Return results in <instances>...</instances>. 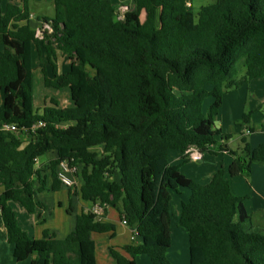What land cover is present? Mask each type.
<instances>
[{"label": "trees", "instance_id": "16d2710c", "mask_svg": "<svg viewBox=\"0 0 264 264\" xmlns=\"http://www.w3.org/2000/svg\"><path fill=\"white\" fill-rule=\"evenodd\" d=\"M193 1L133 0L134 9L120 19L111 0H54V17L38 19L52 28L42 39L31 25L30 0L6 5L0 16V214L18 262L97 264L93 235L116 237V225L105 220L112 208L138 239L124 248L128 256L109 248L115 264H138L141 256L173 264L167 257L172 191L183 189L190 198L181 203L178 223L188 232L190 264H264V231L253 232L245 198L232 194L224 168L206 185L182 173L191 148L203 156L230 155L231 178L264 166V145L253 149L243 140L239 154L228 146L232 136L214 129L224 94L264 79V0H216L197 16ZM35 53L52 67L43 71L46 87L69 89L71 107L52 100L34 108ZM58 54L69 62L65 73ZM240 63L246 75L237 80ZM209 89L218 102L205 113ZM249 121L244 115L242 122ZM6 124L18 131H2ZM99 147L101 156L93 151ZM170 151L183 163L170 164ZM50 153L56 157L44 163ZM64 161L81 167L78 192L104 216L83 211L67 238L45 230L33 239L9 204L29 214L46 209L36 197L61 190L57 169Z\"/></svg>", "mask_w": 264, "mask_h": 264}, {"label": "crops", "instance_id": "0c3cea01", "mask_svg": "<svg viewBox=\"0 0 264 264\" xmlns=\"http://www.w3.org/2000/svg\"><path fill=\"white\" fill-rule=\"evenodd\" d=\"M7 4H14L20 6L21 0H8L7 2L3 0V4L0 6V16L3 14L5 6ZM53 5H54V0H53ZM123 6L126 8V10L124 11L120 10V13L124 15L126 12L134 9V2L132 0V3H130L129 5L124 4L120 6V9H122ZM143 16L144 15H142V17ZM44 17L38 16L31 11V25L33 29L36 30L41 28L43 22L39 21L38 19ZM53 17H49V18H53ZM36 54L37 53H35L34 60ZM40 62L44 63L46 61L40 60ZM44 70L45 69H43V71ZM46 71L48 72V70ZM241 90L242 89L237 90L239 92L238 95H236L233 92L231 94L229 92L224 94L219 105L220 107L219 115L215 118V122L219 119L227 120V126L224 123H222L220 130H222L224 134H228L232 136V138L228 141V146L231 148L232 142H234V139L236 138L234 137V135L237 134L239 135V139L243 144V148H242L243 151L244 149L243 140H245L246 143L249 144L250 147L253 149L261 145H264V117L261 125L259 126H257L258 124L256 125V123L253 122L252 120H250L248 123H242V124L240 123L239 119L244 115L245 113L244 111L246 109V103H247V99H245L244 101L243 97L240 95ZM208 99H211V103L208 106L206 113H208L209 109L218 102V99L216 98L213 89H209ZM263 102H264V98H263ZM45 107H47V103ZM259 109L262 110L263 107L262 108L259 107ZM234 127L236 128L234 129ZM227 129L229 130L226 131ZM218 141L221 143L223 140L219 139ZM231 149L235 151L233 148ZM93 151L101 152L100 156L103 155L102 147L95 148L93 149ZM55 157H56L55 153H50L43 159V162L46 163ZM210 157L211 158H209V155H205L203 156V159L199 162L192 161L188 157L189 162L183 164L185 166L182 167V173L187 178L192 180L195 179L198 183L202 185H206L211 181L213 175L220 168H224L226 172V179L229 183V188L232 194L238 197L245 198V206L251 215L258 214L264 216V166L253 165L251 173L236 178H231L229 176L228 170L231 163L233 162V158L228 154H224L220 156L210 155ZM169 161L170 164L172 165L181 164L183 163L182 155L176 151H170ZM205 161L208 164L207 170L204 166L196 165L197 163H201V162L203 163ZM120 178L121 177L117 175L116 181L119 182ZM50 185H51V179L49 181V186ZM81 186H82V181L79 184V187ZM2 192L3 189H0V194ZM50 193L61 194L59 198L56 199L53 198L54 202L53 204H50L52 206L44 204L39 199V196L42 193L36 197V200L44 204L46 206V209L43 210L38 209L35 214H31L32 217L29 220H30V228H33V234H31L32 236L27 232L26 228H24L26 224L20 221L19 219V217L21 216L24 217L25 220L27 218L25 212L27 211L24 209V207H20V205L9 204L12 207V209L15 211L18 224L20 225L22 230L26 232L28 236H30L33 239L36 240L42 239L44 231L49 230L51 233L56 234L58 239L63 240L67 238L74 231L77 216H79L83 211L90 212L95 207H99L98 205H94L90 202L84 201L81 198L80 194L79 195L71 194V191H69L64 187H62L59 192H50ZM174 196H176L175 197L176 203L179 201L177 207L178 209L177 226L175 227L176 229H174L173 213H172V225H171L172 245L167 252V257L173 264H190V255L188 257V255H186L187 253L185 254L183 253V251H180V253L178 252L179 247L182 250V246H183V242L181 243L180 238L183 239V237L186 238V236H188L187 230L179 226L178 222L181 211V203L185 202L183 201V197H185L184 198L185 200L189 199L190 192L188 190H183V189H180L178 191H172V202ZM172 202H171V212L173 211ZM13 203H17V202H13ZM68 209H71L72 211L71 214L68 213ZM105 220L116 225V237L111 238L110 234L93 235V239L96 242V261L97 264H115L113 259L109 255V248L114 247L117 251L121 252L125 256H128L126 252H124V248H126L133 242L132 241L133 230L135 229L131 228L128 225L123 224V222L120 219V213L116 209L109 208L106 213ZM22 223H24L23 226ZM181 228L186 230L187 235ZM263 231L264 230L262 231L255 230L253 228L254 233H261ZM137 240L138 239L136 237V241ZM188 240H189V236H188ZM14 250H15L14 245L8 242L7 231L0 214V264H31V259L25 262H18L14 258ZM137 262L138 264H152L150 259L146 256L139 257L137 259Z\"/></svg>", "mask_w": 264, "mask_h": 264}, {"label": "rangeland", "instance_id": "374dc122", "mask_svg": "<svg viewBox=\"0 0 264 264\" xmlns=\"http://www.w3.org/2000/svg\"><path fill=\"white\" fill-rule=\"evenodd\" d=\"M7 1L8 0H5V2H7ZM111 1L113 2V4L118 6V8L124 4L129 5L130 3H132V0H111ZM122 2H123V4H122ZM215 2H216V0H194L192 5H193V11H194L195 15L196 16L198 15V13L202 7L211 5ZM5 8H6V6H5ZM30 8H31V11L33 13H35L36 15L41 16V17L45 16V17L49 18V17H53V15H54L53 0H30ZM142 20H144V16L142 17ZM40 29L41 28L36 29V31H38ZM0 50H2L1 45H0ZM57 64L59 66V72L60 73L67 72L68 61L66 59H64L61 54H58V63ZM51 68L52 67L50 64H48V62L41 63L40 60L37 58V55H36L35 60H34L33 85H32L33 103H34L35 109L42 110L43 108H45L46 103H47V106H50L52 100L58 102V104L61 108H69L72 106L69 89L58 90L56 88L46 87V84L44 81L43 69L48 70V72H49V70H51ZM238 70H239V75H238L237 80H240L246 75V68L244 66V63H240L238 65ZM240 89H242L240 91L241 92L240 95L243 97L244 101H245V99H247L246 109L244 111L245 112L244 115L250 114V120L255 122L256 125L258 124L257 126L261 125L263 117H264V105H263V103H264L263 102L264 79L263 80H253L249 83V85L245 86L244 88H240ZM232 92L235 93L236 95H238V93H239L237 90L230 91L229 93L231 94ZM210 103H211V99H207L205 102V105H204L205 113L207 112V109H208V106L210 105ZM259 107H261V108L263 107V109L261 110V109H259ZM243 116L240 117V119H239L241 124L243 123L242 122ZM222 123H224L227 126V120L226 119H219L215 122L214 129L220 130ZM235 128L236 127H234V129ZM228 130L229 129H227L226 131H228ZM234 137H236V138L234 139V142H232L231 148H233L236 152L241 154L243 144L239 139V135L235 134ZM96 153H98L99 155L101 154V152H96ZM211 157H213V156H211ZM211 157L209 155V158H211ZM215 159H217V158H215ZM186 165H188V164H186ZM196 165L197 166H204L206 168V170L208 167V164L206 163V161L203 163L202 162L197 163ZM183 166H185V165H183ZM193 180L196 181L195 179H193ZM78 191H79V184H78V186L75 187V189H73L71 191V194H74V195L78 194L79 195ZM183 193H186V192H183ZM60 195L61 194L44 192L39 196V199L44 204L52 206L50 204H53L54 199L59 198ZM175 197L176 196H174V199L172 202L174 229H176L175 227L177 226V213H178L177 207H178V202H179L178 201L176 203ZM184 198L185 197H183V201H185V202H187L189 200V199L185 200ZM10 204L11 205L16 204V205H20V207H23L19 203L11 202ZM25 213H26L25 215L27 217L25 220H24V217H21V216L19 217V215H18V217H19L20 221H22L26 224L24 228H26L27 232L31 235V234H33V228H30V220L29 219H31L32 216H31V214H28L27 212H25ZM28 217H30V218H28ZM252 218H253V223H254V229L255 230H261V231L264 230V216L254 214V215H252ZM24 223H22V226L24 225ZM181 229L187 235L186 230H184L183 228H181ZM180 241H181V243L183 242V246H182V250L179 247L178 252L180 253V251H183V253H185V254L187 253L186 255H188V257H189L190 253H189L188 236H186V238L183 237V239L180 238Z\"/></svg>", "mask_w": 264, "mask_h": 264}, {"label": "built area", "instance_id": "2783aa9c", "mask_svg": "<svg viewBox=\"0 0 264 264\" xmlns=\"http://www.w3.org/2000/svg\"><path fill=\"white\" fill-rule=\"evenodd\" d=\"M126 10L125 7H122L121 11ZM121 14V13H120ZM123 14H121L120 19L123 18ZM49 31L52 32V28L50 25L43 24L41 29L37 31L38 37L41 39L43 38L44 32ZM43 126L42 123L39 125L35 126L33 129L35 130L36 128H39ZM1 130L4 132H17L18 128L15 125H3L1 127ZM33 130V132H34ZM187 157L190 158V160L199 162L203 159V155L195 148H191L186 152ZM42 164V160L40 158L35 160V165L36 168H40ZM57 180L62 184V186L68 190H73L75 189L78 184L81 182V167L79 165H73L72 163H69L67 161L62 162L57 169ZM80 188V187H79ZM92 213L102 217L104 216V209L102 207H95L92 210ZM124 225H127L126 222H123ZM137 237V231L133 230V237L132 241H136Z\"/></svg>", "mask_w": 264, "mask_h": 264}]
</instances>
